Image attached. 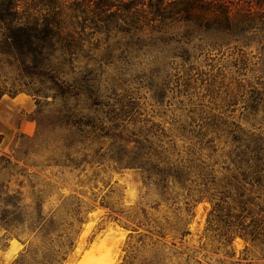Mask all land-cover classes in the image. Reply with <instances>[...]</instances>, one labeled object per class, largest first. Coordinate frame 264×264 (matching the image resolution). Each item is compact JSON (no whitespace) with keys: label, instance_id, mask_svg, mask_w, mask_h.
<instances>
[{"label":"rangeland","instance_id":"obj_1","mask_svg":"<svg viewBox=\"0 0 264 264\" xmlns=\"http://www.w3.org/2000/svg\"><path fill=\"white\" fill-rule=\"evenodd\" d=\"M85 1L57 5L67 16L64 30L69 36L56 41L52 61L65 60L67 79H76L84 94L97 93L108 129L102 133L109 135L101 153L109 157L117 150L110 136L123 132L135 140L147 130L166 149L164 164L199 155L206 161L207 139L222 142L234 126L264 132L262 12L245 20L244 8L229 9L237 18L232 34L211 22L221 21L215 11L201 15L209 27L195 20H168L157 22L153 30H134L115 19L117 8L106 21L108 28L102 27L95 15L83 13L90 11L83 9ZM40 8L45 10L36 5L31 11ZM21 76L5 60L0 62V86L20 92L0 99V156L11 164L0 180L26 213L39 206L43 216L60 218L63 224L75 207L81 212L61 264H264L258 251L243 253L240 240L233 242L230 255L228 248L216 250L203 237L209 203L193 200L197 176L191 177L189 191L174 184L165 201L153 186L143 185L137 170L118 169L109 159L91 160L96 146L74 155L78 160L87 155L78 167L64 165L55 149L61 131L52 130L49 119L51 94L33 95L39 84ZM88 104L79 101V107ZM120 112H125L123 120ZM211 124L218 128L215 134ZM62 229L68 231L66 225ZM28 237L26 231L15 237L0 225V264H13L28 246ZM32 245L39 247L40 242L33 240Z\"/></svg>","mask_w":264,"mask_h":264},{"label":"trees","instance_id":"obj_2","mask_svg":"<svg viewBox=\"0 0 264 264\" xmlns=\"http://www.w3.org/2000/svg\"><path fill=\"white\" fill-rule=\"evenodd\" d=\"M60 2L70 3L71 0H29L30 6L23 0H0V62L5 60L22 75L35 80L40 88L33 90V95L46 98L48 93L51 94L53 101L50 103L52 109L49 110V119L53 123L51 129L61 131L56 136L58 145L55 149L60 151L58 157H63L64 165L78 167L87 159V155H83L80 160L74 155L84 151L87 146H96L93 156H90L91 160L100 162L109 159L118 169L137 170L143 185L153 186L165 201L174 184L189 191L191 177L197 176L194 181L197 194L193 200H206L209 203L203 237L214 244L216 250L228 248L230 255H233V242L240 240L243 243V253L255 250L264 258L263 130L260 127L257 131H252L234 126L228 130V136L222 142L218 137L207 139L206 161L199 155L194 159L180 160L174 165L164 164L162 155L166 153V149L154 143L151 140L154 134L150 135L147 130L142 131L135 140H129L123 132L112 135L110 139L117 150L109 157L107 152L101 153L103 139L109 138V135L107 132L102 133L108 129L100 117L102 104L97 101V93L90 89L88 94H84L85 90H82V85L76 79H67L63 73L65 60L58 64L52 61L56 41L69 36L64 30L67 16L57 7ZM85 2L83 9L90 11L83 13L86 17L95 15L100 19L101 25L104 24L102 27L108 28L106 21L112 16L111 11L117 8L119 16L115 19L130 23L134 30H153L157 27V22L168 20H195L206 23L204 25L209 27V22L203 20L201 15L215 11L220 15L221 21L211 22L221 25L227 33L232 34L237 18L229 14V9L244 8L247 15L243 16L244 19L253 16L254 12L264 14V0ZM36 5H42L45 10L41 11L40 8L33 13L31 8ZM67 62L71 64L70 60ZM17 93L20 92L0 86V99L5 94L13 97ZM81 98L85 104L90 103L86 108L79 107ZM56 101L60 104L55 105ZM124 115L125 112H120V119ZM216 127L210 125L211 129H215L213 134L218 130ZM159 136L166 137L162 132ZM131 143L133 146L128 148ZM215 143H221L222 147ZM56 158L51 161L56 163L57 160H53ZM10 167L9 159L1 155L0 175ZM7 189V185L0 180V225L15 237L26 231L28 240L30 239L28 246L13 264H61L72 247L71 232L82 221L81 212L75 207L70 220L63 224L60 218L43 216L39 206H36L34 212L26 213L24 209H20L17 195H9ZM63 225L67 226L68 231L62 229ZM186 233L182 232V236ZM33 240L40 242L39 247L32 245Z\"/></svg>","mask_w":264,"mask_h":264},{"label":"bare ground","instance_id":"obj_3","mask_svg":"<svg viewBox=\"0 0 264 264\" xmlns=\"http://www.w3.org/2000/svg\"><path fill=\"white\" fill-rule=\"evenodd\" d=\"M13 245V244H12ZM78 264H84L83 262H80V263H78ZM95 264H97V263H95ZM99 264V263H98Z\"/></svg>","mask_w":264,"mask_h":264}]
</instances>
